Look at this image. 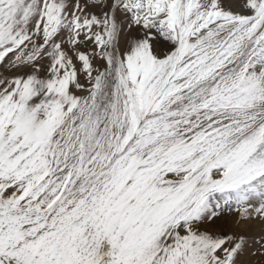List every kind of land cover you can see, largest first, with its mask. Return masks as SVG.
Returning <instances> with one entry per match:
<instances>
[{"label": "snow or ice", "instance_id": "1", "mask_svg": "<svg viewBox=\"0 0 264 264\" xmlns=\"http://www.w3.org/2000/svg\"><path fill=\"white\" fill-rule=\"evenodd\" d=\"M0 264H264V0H0Z\"/></svg>", "mask_w": 264, "mask_h": 264}]
</instances>
